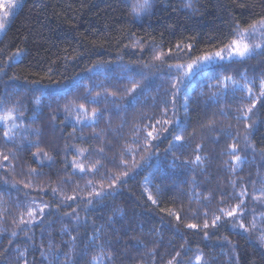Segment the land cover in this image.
<instances>
[{"label":"trees","instance_id":"1","mask_svg":"<svg viewBox=\"0 0 264 264\" xmlns=\"http://www.w3.org/2000/svg\"><path fill=\"white\" fill-rule=\"evenodd\" d=\"M133 2L24 0L0 39V264H264V29L201 66L264 0Z\"/></svg>","mask_w":264,"mask_h":264},{"label":"snow or ice","instance_id":"2","mask_svg":"<svg viewBox=\"0 0 264 264\" xmlns=\"http://www.w3.org/2000/svg\"><path fill=\"white\" fill-rule=\"evenodd\" d=\"M23 2V0H6L5 4L0 5V8L5 9L4 11H2V13H0V31H4L7 23H8V18L12 15L13 10L18 7L21 3ZM152 7V0H134L133 4H132V12L137 16H141L142 14L148 12ZM258 28L260 29H264V16H262L259 20H256L250 24L247 25V27H240L239 25H237L234 29H233V33L234 38H231L228 40V42L224 45V47H222L220 49V51L216 52L214 55L217 57H220L221 59H223L222 53L227 50L229 56L235 55L238 57H246L251 55V53L255 50V48H259L260 45L256 44V45H251L247 42V37H249L252 33H254ZM177 47H179V45H177ZM188 48H191V45H187ZM171 52V50H169ZM14 55H18L17 53H14ZM162 53L157 54L154 58L159 60L162 57ZM213 57L211 55L208 56H204L202 59L204 61H208L211 60ZM198 63V62H194ZM193 64H189L187 66L188 71H191L193 69ZM176 67L178 68H183L184 65H176ZM188 73L185 72V75H187ZM226 79L231 80V77H227ZM233 83H235V81H233ZM135 87L136 85L133 86V88L131 89V91H135ZM173 87H175V85H173ZM244 90H246L248 93L252 92V88L246 83L243 86ZM260 97H264V80H262L260 82ZM256 100H259V97L256 98ZM256 100L253 101L251 107H249L247 109V112H252V110L255 108L256 106ZM83 107V106H81ZM93 115H95V112H93ZM245 115H247V113H245ZM159 123V122H158ZM250 127V126H249ZM5 136H8V133H5ZM148 136L151 137L152 136V132H148ZM155 138V137H153ZM176 139H182V137H176ZM235 145L232 146L233 151L235 150ZM5 160L8 159L7 156L4 157ZM197 159H199V157H197ZM237 159H239V157H237ZM81 167L82 166H79ZM83 170V169H82ZM126 175V173H125ZM242 203V202H241ZM240 208V205H236L235 208L231 209L230 211H227L224 213V215L228 216V217H232L233 219L236 218L237 216V209ZM223 211V210H221ZM29 215H32V212L29 211ZM221 219L220 216H216L215 219L212 221V225L215 226L216 222L219 221ZM23 222V221H22ZM251 223V229H256L257 225L255 223V218H253V221L250 222ZM191 228H195L197 227L196 225H188ZM209 224L207 221H205L204 223V228H208ZM239 227L243 228L246 232L250 231L249 227H246L245 224L241 221ZM13 235H15V233H13ZM259 240L261 242V244H264V232H261V235L259 236ZM179 255V254H177ZM94 260L97 258H93ZM198 260H200V257H197ZM171 264V262H170Z\"/></svg>","mask_w":264,"mask_h":264},{"label":"rangeland","instance_id":"3","mask_svg":"<svg viewBox=\"0 0 264 264\" xmlns=\"http://www.w3.org/2000/svg\"><path fill=\"white\" fill-rule=\"evenodd\" d=\"M23 1H24V0H23ZM5 3H6V0H0V5L5 4ZM22 4H23V2H22L18 7H16V8L13 10L12 15L8 18V23H7V26H6L5 30H4V31H0V39L3 37V35H4L5 31H6V29L8 28V26H9V24H10L12 18H13V17L16 15V13L19 11V9L21 8ZM4 10H5V9L0 8V13H2V11H4ZM226 55H228V58H229V59H232V58H235V57L238 58V56H235V55L229 56L228 51H227V53L222 54L223 59H224V57H225ZM223 59H221L220 57H217V56H216V57H213L211 60L204 61V62L201 64V66L214 65V64L220 62V61L223 60ZM82 110H84V109H82ZM80 119H81V121H83V122H91V121H90V116H89V115H86V114H84ZM19 123H20V122H19ZM0 125L5 126V127L7 128V130H8V132H13V131L16 130V129L18 128V126H19V124H18V122H17V120H16V116H15V114H14L13 112H9V111H8V112H7V111L0 112ZM256 225H257V224H256ZM262 245L264 246V244H262Z\"/></svg>","mask_w":264,"mask_h":264}]
</instances>
